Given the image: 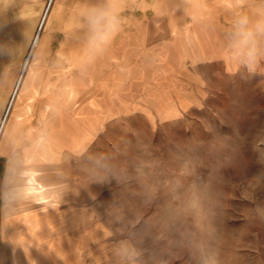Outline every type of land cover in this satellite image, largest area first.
I'll use <instances>...</instances> for the list:
<instances>
[{"label":"rangeland","instance_id":"1","mask_svg":"<svg viewBox=\"0 0 264 264\" xmlns=\"http://www.w3.org/2000/svg\"><path fill=\"white\" fill-rule=\"evenodd\" d=\"M79 4L80 0H16V6L0 17V44L18 47L20 52L13 61L0 54V127L5 120V128L15 110L30 119L55 112L53 120L69 121L72 131L51 134L73 152L96 138L94 152H113L119 144L165 163L197 148L204 155L215 138H234L237 132L251 136L264 129V75L236 71L217 57L222 44L217 42L215 21L207 26H175L186 16L171 9V4L119 0L121 31L105 54L84 67L89 54L66 39L75 27ZM36 36L39 44L34 46ZM181 36L194 37L195 46L185 47ZM61 51L69 62L57 70L51 62ZM20 94L23 102L18 100ZM262 151L264 142H247L243 176H233L224 188L217 227L228 264H264ZM31 168L25 173L29 185L43 175L38 166ZM253 177L259 182L249 187L246 181ZM77 189L94 199L113 264L110 249L118 237L109 236L106 209L116 186ZM30 190L39 193L42 186ZM46 193L55 194L51 189ZM15 261L0 239V264Z\"/></svg>","mask_w":264,"mask_h":264},{"label":"clouds","instance_id":"2","mask_svg":"<svg viewBox=\"0 0 264 264\" xmlns=\"http://www.w3.org/2000/svg\"><path fill=\"white\" fill-rule=\"evenodd\" d=\"M14 6L16 0H0V17ZM173 7L200 23L193 0H175ZM122 26L119 0H80L75 27L66 33V39L87 51V67L108 51ZM222 38V58L229 65L236 71L264 75V0H254L246 10L233 5ZM181 41L185 47L196 44L191 36H181ZM5 53L12 61L20 55L18 47L0 44V54ZM68 62L61 51L51 66L61 70ZM54 116L55 112L35 127L17 125L7 131L0 127L4 137L0 212L11 214L27 202L25 173L38 163V154L55 147L51 134ZM95 139L76 152L59 151L48 157L43 179L60 198L74 190L73 186H116L106 209L109 236L118 237L110 249L113 264H228L224 237L217 227L224 208V188L233 176H243V147L250 140L254 145L264 142V129L251 136L237 132L234 138H215L204 155L197 148L168 163L119 144L113 152H94ZM258 182L253 177L246 184L253 187Z\"/></svg>","mask_w":264,"mask_h":264},{"label":"crops","instance_id":"3","mask_svg":"<svg viewBox=\"0 0 264 264\" xmlns=\"http://www.w3.org/2000/svg\"><path fill=\"white\" fill-rule=\"evenodd\" d=\"M253 2L254 0H193L200 23H194L191 16L185 15L186 18L180 24L171 21V27H174L172 23L185 27L207 26L208 21H215L217 42L223 45L222 33L230 24L233 5L237 9L246 10ZM174 3L175 0H160L161 5L171 4V9H175ZM54 20L55 16L49 23ZM222 45L217 47V57L221 59ZM36 83L41 82L32 84ZM23 98L20 94L18 100L23 102ZM29 98H26V102ZM45 118L47 117L38 116L30 119L15 110L4 129L7 131L17 125L35 127ZM62 123L63 121L52 120L51 133L69 135L72 126L66 121L65 124ZM3 140L2 135L0 148L3 147ZM58 143L55 141V147L48 153L37 155L38 163L34 166H38V171L43 172L44 162L57 152H73L70 146ZM3 168L4 160L0 159V173ZM43 175L37 184H27L29 198L23 206L11 214L0 212V239L9 247V255L16 258L14 264H112L106 248L103 223L99 219L92 195L88 197L82 193L85 190L78 191L73 186L74 190H69L62 198L57 194L50 196L46 192L51 186L44 181ZM32 186H42V191L34 193L30 190Z\"/></svg>","mask_w":264,"mask_h":264},{"label":"bare ground","instance_id":"4","mask_svg":"<svg viewBox=\"0 0 264 264\" xmlns=\"http://www.w3.org/2000/svg\"><path fill=\"white\" fill-rule=\"evenodd\" d=\"M52 5H53V4H52ZM50 10H51V9H50ZM50 13H51V11H50ZM43 16H44V15H43ZM42 20H44V17H43ZM46 21H47V19H46ZM41 26H42V25H41ZM47 26H48V24H47ZM47 26H46V27H47ZM43 28H44V27H43ZM33 43H34V46L39 44V37H38V36H36V37L34 38V42H33ZM28 58H29V57H28ZM28 58L26 59V63L29 61ZM33 72H34V70H33ZM22 78H23V77H22ZM21 81H22V79L20 80V82H21ZM17 88H18V87H17ZM11 97H12V96H11ZM7 113H8V112H7ZM4 119H5V118H4ZM2 122H3V121H2ZM5 122H6V121L4 120V122L2 123V127L4 126Z\"/></svg>","mask_w":264,"mask_h":264}]
</instances>
